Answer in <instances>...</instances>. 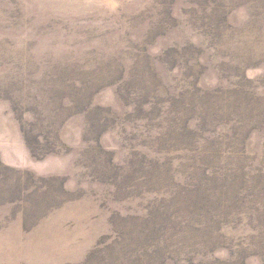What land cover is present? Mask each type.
Wrapping results in <instances>:
<instances>
[{"label":"rangeland","instance_id":"1","mask_svg":"<svg viewBox=\"0 0 264 264\" xmlns=\"http://www.w3.org/2000/svg\"><path fill=\"white\" fill-rule=\"evenodd\" d=\"M176 117L228 166L158 167ZM262 241L264 0H0V264H264Z\"/></svg>","mask_w":264,"mask_h":264},{"label":"trees","instance_id":"2","mask_svg":"<svg viewBox=\"0 0 264 264\" xmlns=\"http://www.w3.org/2000/svg\"><path fill=\"white\" fill-rule=\"evenodd\" d=\"M178 119L177 117L170 121V123L167 124V127H160L159 134L163 135V137L155 139L156 145H154L155 151L159 155H164L162 158L164 161L159 160L158 167L165 168L169 171V159H166V155L174 156L170 154L171 152L178 151L179 156L181 157L183 154H185V158H183L184 163L190 165L191 164H201V165H207L209 166L205 160L203 159L204 155L206 154V151H209L210 154L215 156L218 160V167H225L228 166L226 163H221L220 158L222 157L223 148L226 143L225 139H210L207 141L213 142L215 147H212L211 149L207 145L200 146V142H206L205 139H202L198 137L197 135L191 133V129L188 128V125H177ZM189 160V161H188ZM179 163V160L176 162ZM196 166V165H194ZM175 167H178L176 170H180L183 172L182 167L179 166V164H176ZM190 230L191 238L194 239L200 235L206 228L201 226L202 229H198L196 231H192L189 228V224L186 226ZM264 241L259 243V246L263 245ZM258 246V245H257Z\"/></svg>","mask_w":264,"mask_h":264}]
</instances>
